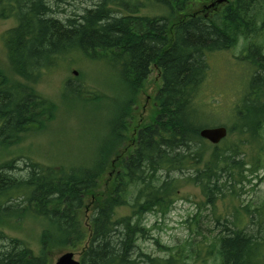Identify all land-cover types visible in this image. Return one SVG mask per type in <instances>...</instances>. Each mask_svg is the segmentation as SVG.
Listing matches in <instances>:
<instances>
[{
    "label": "trees",
    "instance_id": "trees-1",
    "mask_svg": "<svg viewBox=\"0 0 264 264\" xmlns=\"http://www.w3.org/2000/svg\"><path fill=\"white\" fill-rule=\"evenodd\" d=\"M140 1L162 5L168 13H140L144 4L138 0H96L76 17L61 19L47 0H0V11L17 21L2 37L10 69L0 68V145L16 142L52 116L54 104L26 82L35 81L60 53L76 50L93 60L114 61L129 91L111 126L117 145L111 151L109 142L100 147L92 166L59 172L32 161L26 170L14 159L0 163V222L23 214L47 222L38 253L0 229V264H53V254L67 249L79 250L81 264H178L185 256L194 259L191 264H264V199L234 212L228 201L218 211L221 202L233 198L236 184L250 180L246 173L255 177L264 172V120L256 115L258 94H264V62L252 60L260 73L247 78L226 138L207 143L199 131L209 126L197 121L207 56L241 39L248 41L250 57L259 56L261 47L249 37L258 34L257 20L264 21V0H232L214 13L200 8L206 0ZM152 68L161 84L153 113L140 122L133 105ZM70 85L67 80L65 89ZM185 184L197 186L203 195L190 219L201 238L166 258L142 251L137 242L149 237L144 215L168 212ZM89 204L87 220L83 210ZM126 205L131 213L115 216ZM204 207L213 225L206 231L198 218ZM248 221L252 227H246Z\"/></svg>",
    "mask_w": 264,
    "mask_h": 264
},
{
    "label": "rangeland",
    "instance_id": "rangeland-1",
    "mask_svg": "<svg viewBox=\"0 0 264 264\" xmlns=\"http://www.w3.org/2000/svg\"><path fill=\"white\" fill-rule=\"evenodd\" d=\"M47 1L56 12V16L63 19L71 14L76 17L84 8L92 6L96 0ZM143 4L140 13L150 16L168 13V9L162 5L152 2ZM118 9L119 12H123L122 8ZM16 24L17 21L13 15L0 11V68L6 72L10 68L7 64L6 48L2 37L5 31ZM241 42L240 40L236 48L217 51L207 56L209 68L201 83L197 99L202 105L201 115L197 117L201 125L212 127L225 124L229 127L237 120L236 112L234 114L233 111L240 102L243 92L248 88L247 78L252 75L248 72L245 63L235 59L234 55L240 51ZM17 79L26 82L20 77ZM67 80H70L71 85L65 89ZM26 83L41 97L54 104L52 116L44 125L24 131L16 142L0 145V163L14 159L19 168L25 169V165L32 161L60 172L64 168L68 170L78 166H92L100 147H104V144L109 142L108 148L111 151L112 146L117 145L116 141L112 140L111 126L117 123V109L127 99L129 91H126L127 88L114 61L93 60L76 50L67 51L60 53L55 63L48 69H44L35 81ZM160 84L159 73L156 68H152L142 90L138 91L135 97L133 115L136 120L141 122L150 118L154 111L153 97ZM263 96L264 94L261 95L262 99ZM261 115L264 116V111ZM127 120L129 121V117ZM133 134L130 133V136ZM236 137L237 134L234 131L232 138ZM245 150L251 152L250 147H246ZM25 170L15 169L14 172L24 175ZM246 174L250 180L243 179L241 184H236L233 198L227 199L224 203L221 202L218 211L223 212L224 205H228V201L233 204L234 212V208L247 204L254 205L264 199V172L258 171V176L255 177ZM201 201H203V195L197 186L193 184L181 186L168 212L161 214L158 211H152L144 215L143 222L148 229L149 237L138 240L139 248L151 255L166 258L170 252L183 248L187 242L201 238V235L195 234V224L190 220L198 213L197 206ZM91 212L92 204H89L83 210V218L88 220ZM130 213L131 206L126 205L118 207L115 216ZM207 213L208 210L204 207L198 216L204 231L206 227L213 228V225L207 222L205 216ZM251 225L248 221L246 227H252ZM46 226L47 222L43 217L33 214H23L21 217L11 216L3 218L0 222V229L3 232L23 240L35 253H38L40 249V234ZM167 247L172 250H168ZM64 251H72L74 257L79 259V250ZM64 251L53 254V264ZM185 257L182 263L179 261L178 264L196 263L194 259L189 257L185 259Z\"/></svg>",
    "mask_w": 264,
    "mask_h": 264
},
{
    "label": "flooded vegetation",
    "instance_id": "flooded-vegetation-1",
    "mask_svg": "<svg viewBox=\"0 0 264 264\" xmlns=\"http://www.w3.org/2000/svg\"><path fill=\"white\" fill-rule=\"evenodd\" d=\"M212 1H215V0H208L205 4H208V3L212 2ZM231 1L232 0H223L221 4L217 5L215 8H211L212 10L211 9H209V10H211L212 12H216L218 9H221V7L223 5L228 4ZM203 6H204V4H203ZM203 6H202V8H203ZM206 12L208 13V11H206ZM256 23L260 27L259 29H256V32L258 34L257 35H253V36H251L249 38L252 39L253 41H255L259 47H261V48H259V51H260L259 52V56L256 57V58H252V57L249 56L248 49H247L248 48V46H247L248 45V41L247 42H243L244 39H241V41L244 44L241 42L240 51L237 54L234 55L235 59H237L241 63H245L246 67H248L250 65L252 66V68L249 69L251 74H252V76H255L257 74L259 75V73H260V71H259L260 70V68H259L260 65L255 64L252 60H255V61L259 60V61L264 62V21L257 20ZM239 44L240 43H237V45H235L233 48H236ZM252 48L253 47H251V49ZM261 71L264 72V69H262ZM261 95H262L261 93L258 94V96H259L258 99L261 102V106H259V109L257 110L258 113L256 115H257V117L260 118L261 121H263L264 120V116L262 117L261 114L264 111V109H263L264 108V96H263V99H262ZM259 110H261V112H259Z\"/></svg>",
    "mask_w": 264,
    "mask_h": 264
},
{
    "label": "water",
    "instance_id": "water-1",
    "mask_svg": "<svg viewBox=\"0 0 264 264\" xmlns=\"http://www.w3.org/2000/svg\"><path fill=\"white\" fill-rule=\"evenodd\" d=\"M221 0H217L216 3H220ZM215 2L210 3L206 8L213 6ZM76 73V72H75ZM201 138L208 140L212 144L219 143L227 135V128L223 125L214 127H204L199 131ZM54 264H80V261L74 257L72 251H64L56 259Z\"/></svg>",
    "mask_w": 264,
    "mask_h": 264
},
{
    "label": "bare ground",
    "instance_id": "bare-ground-1",
    "mask_svg": "<svg viewBox=\"0 0 264 264\" xmlns=\"http://www.w3.org/2000/svg\"><path fill=\"white\" fill-rule=\"evenodd\" d=\"M136 4V3H135Z\"/></svg>",
    "mask_w": 264,
    "mask_h": 264
}]
</instances>
